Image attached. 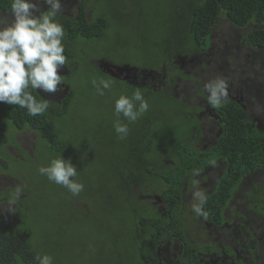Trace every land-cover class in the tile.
Returning a JSON list of instances; mask_svg holds the SVG:
<instances>
[{"label":"trees","instance_id":"1","mask_svg":"<svg viewBox=\"0 0 264 264\" xmlns=\"http://www.w3.org/2000/svg\"><path fill=\"white\" fill-rule=\"evenodd\" d=\"M64 1L56 19L64 29L67 60L62 68L69 72L62 79L70 90L59 103L47 99L48 110L34 117L19 106L0 103V156L6 157L11 171L14 161L36 160L39 155L50 161L62 155L77 167L76 179L84 190L73 196L57 185L45 188L35 200H13L19 203L16 221L7 228L0 220V264H37V252L50 254L54 264H152L164 240L185 238L180 210L189 174L200 173L211 160L225 164L217 190L204 203L206 213L221 225L238 185L264 170V132L247 120L248 110L238 102L237 84L226 79L230 98L215 108L208 103L205 88L211 78L199 75L190 62L208 55L217 38L222 42V35L214 31L224 27L223 21L246 30L240 41L243 47L264 52V0H169V5L166 0L171 26L156 45L123 43L126 0H75L76 5L71 4L74 0ZM0 13L11 14V0H0ZM107 45L118 59L110 56ZM102 60L133 67L137 79L111 77L102 72ZM137 61L140 67H135ZM93 78L113 81L111 89L103 96L96 94ZM137 88L150 107L128 125L127 137L120 140L113 127L115 101ZM29 90L38 100L46 99L39 89ZM93 102L102 113L101 139H91L86 127L77 132L73 125L81 120L77 115L82 107ZM207 104L231 124L209 157L195 146L212 112L205 108ZM27 129L36 135L34 155H24L22 160L9 157L5 146ZM36 181L40 187L46 184L43 177ZM257 186L262 187L253 188ZM13 191L0 196V202L12 200ZM50 195L58 196L54 205ZM157 196L173 204L170 215L157 216L150 199ZM30 220L35 227L26 226ZM18 225L22 231H16ZM256 245L254 240L248 247ZM191 251L195 256L197 250ZM187 255L183 252L180 264Z\"/></svg>","mask_w":264,"mask_h":264},{"label":"clouds","instance_id":"2","mask_svg":"<svg viewBox=\"0 0 264 264\" xmlns=\"http://www.w3.org/2000/svg\"><path fill=\"white\" fill-rule=\"evenodd\" d=\"M40 3L47 5V9L41 10ZM61 8V0H11V19L0 18V103L26 109L32 117L48 110L47 99L38 100L29 89L54 93L64 82L58 72L67 60L62 43L63 25L56 19ZM91 83L96 94L103 96L105 90L111 89L113 81L93 78ZM205 88L208 103L215 108L221 107L229 93L227 81L216 78L206 83ZM149 107L139 88L130 96H119L115 101L116 119L113 122L118 139L127 137L128 125L136 122ZM260 121L255 119L253 122L257 126L264 125ZM38 173L66 188L73 196L84 190L83 183L76 179L77 167L71 159L65 160L62 155L52 158L47 166H40ZM198 183L195 181L193 187L197 188ZM193 201L192 211L198 216H206L202 207L206 203V195L197 189L193 192ZM35 260L37 264H54V258L47 253L37 252Z\"/></svg>","mask_w":264,"mask_h":264},{"label":"rangeland","instance_id":"3","mask_svg":"<svg viewBox=\"0 0 264 264\" xmlns=\"http://www.w3.org/2000/svg\"><path fill=\"white\" fill-rule=\"evenodd\" d=\"M165 1H125L124 10L127 14L123 13L121 21L124 44L156 45L162 43L163 38L169 32L168 27L171 26L170 19L172 17V13L165 6ZM166 3L169 5V0ZM39 6L41 10H46L48 7L42 3ZM130 11L132 12L128 13ZM7 17V15L0 13V18ZM219 31L222 35V42L217 38V42L210 53L205 55V57L200 56L201 59L197 57L191 59V66L199 75L208 76V79L211 78V81L217 76L218 78L222 76L225 80L227 78L229 80L233 79L237 84L236 89L239 91L237 96L244 97L249 102V104L245 102L244 104L248 107L250 113L254 115L253 119L261 120L260 123H264V52L243 47L239 43V39L245 34V31L237 30L228 23L223 30L220 29ZM106 48L110 56L118 59V56H113L114 52L111 51L109 45ZM211 54L213 57H209ZM136 63L135 67H140V62L137 61ZM63 72L64 69H59L60 75H63ZM71 85L76 86L77 84L71 83ZM51 95L55 98H58V96L59 99L63 98L65 89L62 87L59 89V93H51ZM98 106L97 102L84 105L81 112L77 115L83 122L79 119L73 122L77 132L86 127L89 130L88 135L91 139H101L104 137V132L101 128L102 116L100 115L102 113ZM35 136V133L31 134L27 130L24 133H17L15 136L16 140L9 141L5 146V152L9 157L14 159L22 160L24 155L32 157L35 153ZM4 158L6 157L0 156V196H7L8 192L14 190L11 193L13 195L12 200H6L4 204L0 202V220L8 228L15 222H13L14 216L12 214H14L18 207L17 202H13V200L18 198L23 199V197L28 200H35L39 194H42L45 188L57 186V184L38 173L40 166H47L50 162L44 155H39L36 160H27L26 162L12 160L15 165H12L11 171L8 169L9 166L5 162L7 160ZM64 159L67 160L66 157ZM2 169H5V171ZM42 177L45 178L46 184L40 187V182H37L36 178L42 179ZM248 183L249 185L244 189H247L250 193H253L252 187L256 185H262L263 187L264 172L259 171V173L250 177ZM17 189L20 192L15 191ZM242 191L238 195L239 199L242 196ZM49 197L52 199L50 205H54L58 201V196L50 195ZM246 207L247 205L244 206V211ZM27 225L35 227L31 220L28 221ZM18 227L16 231H22L21 225H18ZM175 252L176 250L174 249L170 250L171 255H174Z\"/></svg>","mask_w":264,"mask_h":264},{"label":"flooded vegetation","instance_id":"4","mask_svg":"<svg viewBox=\"0 0 264 264\" xmlns=\"http://www.w3.org/2000/svg\"><path fill=\"white\" fill-rule=\"evenodd\" d=\"M65 4L64 1L62 5ZM71 4L76 5L77 1L74 0ZM70 11L73 12V10ZM3 14L7 15L9 20L11 19V14ZM223 22L224 27L219 25L216 29L218 31H214V33L219 34V37H221V32L219 30H223L227 24L226 21ZM244 31L246 32V30ZM241 39L242 36L239 39V43ZM103 62L102 60L99 64ZM185 63L186 62H183V65ZM68 72L69 70L64 69L63 73L67 75ZM129 78H134L136 80L137 76L135 72L132 71L128 75V79ZM62 87L65 89V97L66 93L70 90L67 83L62 82L58 85V90L54 93H59V89ZM39 92L43 97L55 103H59L60 99H62H59V96L55 98L51 93L43 92L42 90H39ZM229 98L230 97H227V99ZM238 102H241L243 108L248 110L244 102L246 104H249V102L246 101L244 97ZM200 103L202 105L205 104L202 99ZM205 108L207 111L211 109L212 112H209L210 115L204 120L202 132L195 146L200 152H207L206 156L209 157V155H207L208 152H212V149L217 146L224 131L227 130L231 124L227 121L226 117L218 115L216 110L208 104L205 105ZM253 117L254 115L248 110L247 120L253 122L255 121ZM204 118L205 115L203 116V119ZM27 131L34 134V132L29 129ZM258 171H263V169H259ZM224 172L225 164L222 163L220 159H216L214 162H212V160L209 161L208 164L204 166V170L200 173L189 174V176L186 177L185 188L182 191L181 214L179 213L182 224L187 229L185 238L181 240L172 237L164 240L158 246V260L152 264H180L183 252L188 253L187 257L184 258V264H264V190H259L262 187H255V189L258 190L252 187L253 193H250L247 189H244L249 185L247 181L249 178L245 177L238 185L237 192H234L229 199L222 215L223 222L221 225L217 224V220L212 215L206 213L204 205L202 207L203 211L207 214L206 216H198L192 211L193 192L198 189L202 191L206 197H212L224 176ZM195 181L199 182L197 188L193 187ZM241 191L242 196L239 199L238 195ZM150 199L154 201L153 206L157 216L165 214L170 215L173 204H171L169 200H165L163 197L161 198L159 196H157L156 199L155 197ZM4 203L5 201L1 202V204ZM17 204L19 207L18 202ZM245 205H247V207L244 211ZM18 207L14 214H12L14 216L13 222L16 221V215L19 213ZM254 240H257V245L249 248L248 244ZM192 248L197 250L195 256L192 254ZM172 249L176 250L174 255L170 254V250Z\"/></svg>","mask_w":264,"mask_h":264},{"label":"water","instance_id":"5","mask_svg":"<svg viewBox=\"0 0 264 264\" xmlns=\"http://www.w3.org/2000/svg\"><path fill=\"white\" fill-rule=\"evenodd\" d=\"M100 68L102 72L110 75L113 78L116 79H128V75L134 71V68L128 65H123V66H117L114 64H109L106 62H103L100 64ZM258 129L260 131H264V125H258Z\"/></svg>","mask_w":264,"mask_h":264}]
</instances>
